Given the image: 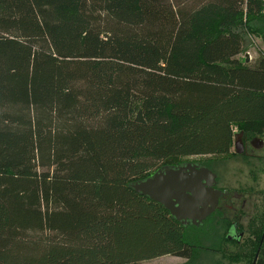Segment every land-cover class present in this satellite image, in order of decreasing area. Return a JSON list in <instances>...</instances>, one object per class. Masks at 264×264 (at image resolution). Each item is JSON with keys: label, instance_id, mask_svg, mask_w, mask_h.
Instances as JSON below:
<instances>
[{"label": "trees", "instance_id": "16d2710c", "mask_svg": "<svg viewBox=\"0 0 264 264\" xmlns=\"http://www.w3.org/2000/svg\"><path fill=\"white\" fill-rule=\"evenodd\" d=\"M246 30L264 32V0H0V264L208 248L219 206L184 226L129 182L211 168L234 126L264 134V54L239 59ZM249 264H264V224Z\"/></svg>", "mask_w": 264, "mask_h": 264}, {"label": "rangeland", "instance_id": "374dc122", "mask_svg": "<svg viewBox=\"0 0 264 264\" xmlns=\"http://www.w3.org/2000/svg\"><path fill=\"white\" fill-rule=\"evenodd\" d=\"M244 50L237 54L242 62H251L260 54H264V32H245ZM242 132L243 137L253 136L233 127V135ZM264 141V134H256ZM232 153L225 157L214 158L207 162L216 173V183L220 188L230 190L225 198L220 199L219 209L214 218L203 227V239L206 247L196 251L190 260L171 255H163L148 262L151 264H249L258 242L259 232L264 224V143L260 147L249 144L241 153L231 146ZM227 219L238 218L244 231L241 241L226 240ZM229 226V225H228ZM191 236V233L190 235ZM189 239V238H188ZM203 242V243H204Z\"/></svg>", "mask_w": 264, "mask_h": 264}, {"label": "water", "instance_id": "95a60500", "mask_svg": "<svg viewBox=\"0 0 264 264\" xmlns=\"http://www.w3.org/2000/svg\"><path fill=\"white\" fill-rule=\"evenodd\" d=\"M263 143L257 135L250 139L256 148ZM233 147L239 153L244 150L242 132L234 134ZM215 184L216 173L197 161L163 164L151 174L129 182L135 191L159 201L184 226L202 224L215 209L219 196L228 192Z\"/></svg>", "mask_w": 264, "mask_h": 264}, {"label": "flooded vegetation", "instance_id": "af4514ba", "mask_svg": "<svg viewBox=\"0 0 264 264\" xmlns=\"http://www.w3.org/2000/svg\"><path fill=\"white\" fill-rule=\"evenodd\" d=\"M252 138V137H251ZM250 138V139H251ZM242 139H243V142H244V149L247 147V145L249 144L250 146H252L251 144H250V139H248V138H246V137H243V133H242ZM234 148V147H233ZM234 150H235V148H234ZM244 151V150H243ZM241 153V152H240ZM215 187H218L217 186V183L215 184ZM218 188H220V187H218ZM220 189H226V188H220ZM229 192H230V190H228V192L225 194V195H220L219 196V198H218V203H217V205H216V207L215 208H217L218 206H219V203H220V199L221 198H225L228 194H229ZM210 214V213H209ZM208 214V215H209ZM207 215V216H208ZM206 216V217H207ZM203 221H204V219H203ZM233 227H231V229L229 230V233H230V235L229 236H237V238L239 237V238H242V236H243V233H244V231L242 230V228H241V225H236V224H234V225H232Z\"/></svg>", "mask_w": 264, "mask_h": 264}]
</instances>
